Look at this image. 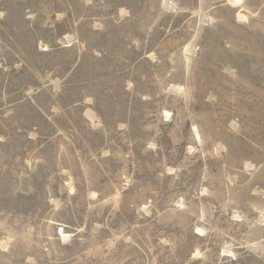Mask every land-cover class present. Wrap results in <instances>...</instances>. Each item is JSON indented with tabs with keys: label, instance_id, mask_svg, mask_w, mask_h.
Returning a JSON list of instances; mask_svg holds the SVG:
<instances>
[{
	"label": "rangeland",
	"instance_id": "obj_1",
	"mask_svg": "<svg viewBox=\"0 0 264 264\" xmlns=\"http://www.w3.org/2000/svg\"><path fill=\"white\" fill-rule=\"evenodd\" d=\"M0 264H264V0H0Z\"/></svg>",
	"mask_w": 264,
	"mask_h": 264
},
{
	"label": "bare ground",
	"instance_id": "obj_2",
	"mask_svg": "<svg viewBox=\"0 0 264 264\" xmlns=\"http://www.w3.org/2000/svg\"><path fill=\"white\" fill-rule=\"evenodd\" d=\"M235 1H239V0H235Z\"/></svg>",
	"mask_w": 264,
	"mask_h": 264
}]
</instances>
